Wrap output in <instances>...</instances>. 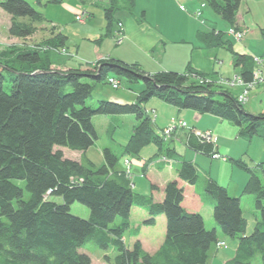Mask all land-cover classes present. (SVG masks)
Segmentation results:
<instances>
[{"label":"trees","instance_id":"trees-1","mask_svg":"<svg viewBox=\"0 0 264 264\" xmlns=\"http://www.w3.org/2000/svg\"><path fill=\"white\" fill-rule=\"evenodd\" d=\"M203 1L235 25L242 0ZM135 5L136 0H108L104 13L109 34L115 22L121 21L117 13L125 10L135 15ZM0 7L11 15L9 33L14 37L32 36L38 29L35 22L45 19L27 0H1ZM142 14L145 17V11ZM56 30L52 25L57 46H65L67 35ZM199 35L209 46L232 48L231 42L223 40V30ZM248 60L247 54L236 55L237 65L247 66ZM52 63L50 55L36 49L0 51V264H95L87 252L80 251L89 241L104 250H116L114 257L105 254L102 264H205L220 241L217 226L238 238L235 255L225 264H252L257 254L264 261V161L251 166L242 158L231 159L250 174L242 193L254 196L255 209L260 213L261 219L246 234L241 196L231 195L211 177L206 179L205 191L214 199L217 226L208 228L200 212L183 206L185 190L179 180L169 181L164 199L155 201L150 195L137 193L126 170L116 168L119 155L112 148L103 150L105 161L101 165L84 156L98 138L94 115L133 113L139 123L122 146V154L140 156L146 146L154 144L157 152L149 159L166 149L175 157L145 107L153 97L181 109L217 115L236 126L238 135L248 141L256 136L264 140V112H250L237 95L214 81L200 82V77L206 80L208 75L193 66L183 72L151 73L138 62L114 57L66 70L54 68ZM251 66L242 71L246 83L254 79ZM111 69L124 73L131 82L143 80L136 99H100L96 106L89 105L95 84ZM4 71L10 73L9 89L4 86ZM190 145L204 152L212 149L196 139H191ZM55 146L80 150L82 157L68 158ZM178 174L190 184H196L201 176L198 166L185 159H181ZM17 179L25 181L29 199H24V188L15 182ZM53 195L62 196L63 202L51 200ZM76 201L90 208L88 218L71 213L70 206ZM135 204L149 212L145 225H155L158 215L165 216V236L154 252L147 251L140 238L131 247L125 243L124 233L131 226ZM118 216L120 221L114 223Z\"/></svg>","mask_w":264,"mask_h":264},{"label":"crops","instance_id":"crops-1","mask_svg":"<svg viewBox=\"0 0 264 264\" xmlns=\"http://www.w3.org/2000/svg\"><path fill=\"white\" fill-rule=\"evenodd\" d=\"M193 4L195 5L194 8H196L193 14L198 10L202 12L201 16L195 14L197 16L196 18L200 19L204 14V9L208 5L203 0H197ZM177 5L180 7L178 3ZM201 7L202 9H200ZM159 14L161 18H159ZM157 18L162 19V24L159 21L152 23L149 11H145V17L129 14L128 12L126 16L120 17L121 22L124 24L123 40H126L125 45L122 47L132 45L133 54L127 55L124 52L112 56L130 63L138 62L146 71L151 73L169 70L183 72L188 66H193L195 69L206 72L212 80H219L220 78L234 79L236 76L240 77L242 76V71L248 67H252L251 65L254 66L253 69L257 65H262L264 73V63L259 64L254 61V57H264V0H242L235 25H230L229 27L244 30L245 36L243 40L237 42L233 35L229 34L227 36V33L223 40L232 43L231 49L222 45L212 47L204 43V40L199 35L200 32H212L213 30L218 32L219 30H224L222 27L206 25L202 22L204 18L201 19V22L196 19L201 26H198V22L194 20L192 28L185 31H181L179 24L173 28L174 31L169 29V24L172 21L171 16L162 6L158 9ZM177 21L179 22L178 19ZM222 49H229L230 52H225ZM237 54H247L250 60H252V63L248 60L247 66L244 63L237 65ZM104 56L103 54H98L95 60ZM85 64L86 62L83 60L79 62L66 60L64 65L66 68H69L75 66L83 67ZM224 67L228 68V73L230 74H224ZM142 87L143 85L136 89V91L134 90L132 95H122V97H113L112 99L127 101L124 99L127 97L132 98L130 100L134 101L138 91ZM241 91L242 86H239L236 93L232 92L238 96ZM145 107L148 113L154 117L153 125L157 131L168 127L173 118H178L186 120L190 127L215 132L217 134L216 150L223 154L224 157H212L208 153L194 150L188 144L189 132L186 129L178 128L167 139L168 146L174 148L171 153H175V157H171L170 155L172 163L158 159L160 154H163L165 151L149 159L157 152V146L145 147L141 155L138 156V161L133 162L134 160L131 159V169L132 165L137 166L136 173H132L131 171L134 190L139 194L152 196L155 201H162L165 197L166 184L171 180L177 179L185 190L183 206L190 212H200L204 217L206 226L211 228L217 226L213 217L214 199L212 196L209 198V196L203 194L201 190V186H204L205 189L206 179L211 177L225 186L231 195L241 196L243 214L247 218L246 234H248L249 218L245 213L246 209L251 211V202L254 206V196L248 197L245 200V194L242 191L249 180L250 174L245 169L241 171V167L235 164L234 161H231V159L242 158L247 162L244 154L247 152L246 147L252 140L247 141V145H245V140H241V137L238 135V129L235 126V128L231 126L232 123L211 113H203L193 109H181L159 97H153ZM259 112H264V108L262 107L259 111L252 113ZM234 142H240L242 144L239 151L233 148ZM263 158L264 155L258 157V160H254L253 163H247L253 166L257 162L264 161ZM181 159L192 161L200 169L201 176L196 184H190L180 179L178 171ZM215 162H218L217 165ZM125 168L124 159L123 167L120 170H125ZM135 213H138L140 217L136 221L133 220ZM148 215L149 212L145 206L135 204L132 207L130 229L134 234L131 237V244L133 245L135 240L140 238L146 250L154 252L160 246L159 244L162 243L164 237H162L158 244L150 246L148 240L146 241L144 238L146 237L144 229L152 226L155 227L160 222L165 236L166 219L164 215H158L155 225H145L143 221ZM256 218L257 222L259 220L258 214ZM124 240L127 244L128 239L125 235ZM132 245L127 246L131 247ZM237 245L234 248L233 256L235 255ZM224 248H227V246ZM217 250L219 249L214 251L213 256L205 264H225L230 259L229 257L232 256L229 253V255L221 257Z\"/></svg>","mask_w":264,"mask_h":264},{"label":"rangeland","instance_id":"rangeland-1","mask_svg":"<svg viewBox=\"0 0 264 264\" xmlns=\"http://www.w3.org/2000/svg\"><path fill=\"white\" fill-rule=\"evenodd\" d=\"M1 1V0H0ZM32 6L43 14L45 19L40 22H35L38 26L37 31L30 37L27 38H18L14 37L9 33V26L11 23V15L3 10L0 7V51L5 48H15L19 50L23 49H36L44 56L50 55L51 61L50 64L52 67L57 69L66 70L65 67L66 60H71L73 62L84 61L86 62V67L95 65L99 60H107L112 55H119L120 53L126 52L127 55L133 54V46H125L126 40H118L113 35L118 31V23L115 22L113 32L108 33V21L105 17L104 7L108 4V0H27ZM180 3L184 4L186 9H182L177 5V0H136L135 10L137 11L134 14L136 16H142L143 11L150 12V20L152 23L159 21L162 24L161 20L157 18L158 9L160 6L165 8V11L171 16V23L169 24V29L174 31L173 28L179 24L181 31H185L189 28H192L194 25V20L196 22H201L209 26L222 27L226 34L231 29L230 24L226 22L222 17L213 11L208 6L204 9V14L200 19H197L195 5L193 2L195 0H179ZM201 6V4H200ZM202 9V7L200 8ZM83 15V16H79ZM127 12L125 10L119 11L116 15V18L126 16ZM161 18L160 14L158 15ZM20 20L29 21L28 17H20ZM179 20V22L177 21ZM198 21H197V20ZM198 22V26L201 24ZM52 24H57L59 29L63 34L67 35L68 39L65 46H57L58 39L56 34L53 31H50ZM58 32V31H56ZM229 34H227L228 36ZM59 42V41H58ZM238 42V41H237ZM225 52H230L229 49H222ZM98 54L105 55L102 58H97ZM110 55V56H107ZM75 57V60L74 58ZM115 58V57H114ZM95 60V61H94ZM255 61V60H254ZM255 66V69L259 70V75L257 82L254 85H247L245 82H241L238 79L234 80L229 79L227 82H221L220 80H212L207 77L206 81L204 78L200 77V82H210L214 81L216 84L222 86L224 89H228L231 92L236 93L239 86H242V91L238 94V98L243 96L245 97V107L251 112H257L262 107L264 108V73L262 65ZM85 67V65H84ZM101 68V67H100ZM224 74L228 73V68L224 67ZM5 74V89L10 88V73L4 71ZM110 76H115L121 80V85L119 88L113 87L108 82ZM261 77V78H260ZM260 78V79H259ZM143 85V80L131 82L124 73H119L116 70H109L105 78L95 84L92 96L88 99L87 103L91 106H96L99 103L100 99H110L113 97H122V95H132V92L138 89ZM232 92V93H233ZM127 101H132V98H124ZM148 106V105H147ZM93 122L95 124L98 138L92 146H90L86 152L85 157H88L94 161L97 165L104 163L105 158L103 155V150L106 147L112 148L118 155L119 161L116 168L120 169L123 167L124 159L130 158L132 160L138 161V155L132 154H122L123 145L129 139L133 128L139 122L137 117L133 113L126 114H96L93 117ZM234 127V125L231 124ZM236 127V126H235ZM234 127V128H235ZM188 127H179V129H186L187 132H191ZM211 131V130H210ZM213 132V131H212ZM173 133V132H172ZM215 133V132H213ZM216 134V133H215ZM217 140V136H216ZM241 140H245V145H247L246 139L241 137ZM252 140V141H251ZM248 144L247 152L244 154L248 163H253L254 160H258V157L264 155V140L261 137H254L251 139ZM232 143V142H231ZM244 145V147H245ZM154 147V144L148 145ZM146 146V148H148ZM217 146V145H216ZM242 144L240 142H234L233 148L240 150ZM55 149H61L65 156L71 159L80 160L82 157V152L80 150H73L66 146H55ZM143 155V153H142ZM158 159L165 160L163 154L158 157ZM166 159H170L167 157ZM264 159V158H263ZM221 161V160H220ZM172 163V161H167ZM126 163V162H125ZM216 165L218 162H215ZM137 166L132 165V173H136ZM240 169V168H239ZM126 175L131 179L132 174L129 173L126 168ZM243 171L244 169H240ZM245 172V171H244ZM130 174V175H129ZM202 179V177H201ZM15 182L24 188V199H29L30 192L25 187V181L17 179ZM203 194H206L211 197L204 189V186H201ZM252 194H245L244 198L252 197ZM51 200L62 203V196L53 195L50 196ZM17 204V203H16ZM250 204V203H249ZM251 211L246 209V216L249 218V227L248 233H251L256 225V215L258 214V219L260 218V213L250 204ZM254 210V211H252ZM70 211L72 214L88 218L90 216V208L76 201L70 206ZM256 212V214H255ZM121 217H117L114 223H118ZM140 219L139 214L135 213L133 220L136 221ZM113 223V224H114ZM218 228V238L219 240L225 241L227 248H220L217 250L221 257L229 255L231 253L233 257L234 248L238 243L237 237H232L223 233L221 228ZM144 234L146 241L150 243V246H154L159 243V241L164 237L162 224L159 222L155 227H149L144 229ZM133 231L127 229L124 233L125 237L128 239L127 245L131 244V237L133 236ZM161 245V244H159ZM157 250V249H156ZM155 250V251H156ZM80 251L87 252L95 264H102L105 262V254H109L112 257L116 255V250L110 248L104 250L99 247L94 241L87 242ZM216 251V250H214ZM252 264H264L261 254H257L252 259Z\"/></svg>","mask_w":264,"mask_h":264},{"label":"built area","instance_id":"built-area-1","mask_svg":"<svg viewBox=\"0 0 264 264\" xmlns=\"http://www.w3.org/2000/svg\"><path fill=\"white\" fill-rule=\"evenodd\" d=\"M177 2H178V4L180 5V7L182 9H185V6L183 4H181L178 0H177ZM201 13L202 12L200 10H198L196 12V15L197 16H201ZM79 16H83V15H79ZM120 25L122 26V24H120ZM228 33L230 35H233L234 38H235V40L238 41V42L241 41V40H243V38L245 36V31L244 30H238L236 28H231ZM121 35L122 34H119L118 35V40H122ZM254 59H255V62L256 63H259V64H263L264 63V57H255ZM257 73H259V70L258 69H255L254 70V79H253L252 82L246 83L242 79V77H237V76L233 79V81L236 80V79H238L239 81L245 82L247 85L251 86V85H254L257 82V79L259 77V75ZM219 80L221 82H227L229 79L220 78ZM108 81H109V83L113 87H115V88H119L120 87V80L117 77L111 76V77H109ZM206 81H208V80L206 79ZM244 100H245V97H243V96L239 97V101H241L242 103H245ZM178 127H187V122L184 121V120H172V122H171L170 126L168 127V129L165 130V131H163L162 134L163 135H169V134H171ZM193 130L196 131L197 138H199L202 142H204V141H209V142L216 141V134L213 133L210 130H200V129H196V128L193 129ZM215 157L221 158L222 156H221V154L216 153L215 154ZM126 164H127L128 171H129L130 161L128 159L126 160ZM217 245L218 246H222V245H224V242H220Z\"/></svg>","mask_w":264,"mask_h":264},{"label":"bare ground","instance_id":"bare-ground-1","mask_svg":"<svg viewBox=\"0 0 264 264\" xmlns=\"http://www.w3.org/2000/svg\"><path fill=\"white\" fill-rule=\"evenodd\" d=\"M122 28V27H121ZM124 30V29H123ZM121 30V31H118V34H122L121 35V38L123 39V34H124V31ZM74 60H75V57H73ZM79 62V61H78ZM111 77V76H110ZM109 79V78H108ZM109 82V81H108ZM168 127L164 128V129H160L158 132L160 131H165L167 130ZM191 139H196L200 144H205V145H211L212 146V149L211 151L209 152H204L203 150H200L201 152H204V153H208L210 154L212 157H215V154H216V145H217V140L214 141V142H209V141H204L202 142L199 138H197V134H196V131L195 130H192L189 134H188V144L190 145V140ZM191 146V145H190ZM169 149H174V148H169ZM167 150V149H166ZM164 150L163 152V157L164 158H167V157H170V154L168 153V151ZM195 150V149H194ZM196 151H199V150H196ZM218 244V243H217Z\"/></svg>","mask_w":264,"mask_h":264},{"label":"water","instance_id":"water-1","mask_svg":"<svg viewBox=\"0 0 264 264\" xmlns=\"http://www.w3.org/2000/svg\"><path fill=\"white\" fill-rule=\"evenodd\" d=\"M103 66H104V65H103ZM103 66H100V67L102 68Z\"/></svg>","mask_w":264,"mask_h":264}]
</instances>
